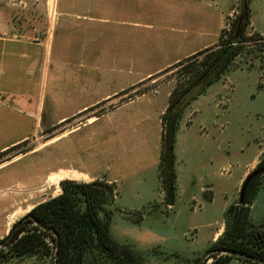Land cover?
<instances>
[{
  "label": "rangeland",
  "instance_id": "374dc122",
  "mask_svg": "<svg viewBox=\"0 0 264 264\" xmlns=\"http://www.w3.org/2000/svg\"><path fill=\"white\" fill-rule=\"evenodd\" d=\"M55 1L50 0L52 6L47 7L49 17L38 23L40 35L47 37L51 33L52 36L51 50L45 64V79L40 89L43 97L40 113L43 126L49 118L70 115L76 106L93 103L97 98L96 91H103L105 86L109 92H119L120 86H125L123 91L91 109L88 116H97L96 122L85 124L53 141L65 128L86 121L87 117H72L66 127L60 126L56 129L37 127L33 120V127L27 137L29 140L7 151H0V229L3 221L9 220V212L17 211L12 219L20 215L23 217L38 203L61 193L60 181L67 178L61 175L60 178H64H57L58 184L48 179L50 174L66 170L79 173L77 170L61 168L74 167L89 174L87 176L81 172L79 178H73L79 181L109 182V177L116 178L121 186L120 193L117 183H109L114 184L115 191L120 194L121 204H139L147 200L145 197L132 198L131 194L136 192L135 188L141 185L142 179L153 176L154 163L158 160L160 163L159 152H154L155 148L161 147L158 112L161 106L168 107L171 93L183 78L181 66L172 62L179 57L182 58L181 61H187L192 55L183 58L185 54L204 42L215 40L216 44L211 47L217 48L220 35L229 33L241 6V0H93L98 5L90 7L74 5V0H59L58 7H55ZM249 4L251 23L247 33L253 39L227 73L214 82L224 86V95L210 92L211 85L201 94L211 99L212 94H215L220 112L227 111L231 96H234L236 102L243 103L245 90L254 84L255 79L257 88L264 89V50L258 48L264 40L256 37L257 42L254 41V34L260 33V28L264 30V0H249ZM50 8L55 12L54 15ZM56 10L57 15L58 10L60 11V20L50 32V19L56 15ZM86 13L92 15V20L73 18L65 21L69 15ZM30 26L35 28L33 24ZM161 68L164 69L160 70ZM147 73L151 75L147 77ZM134 81V85H129ZM256 95L259 97L257 92ZM129 100L134 101L113 112L116 107ZM192 104L181 123H193L200 113V109L192 107ZM130 115L134 117L131 118ZM119 119H129L128 129L123 125H114V121L118 123ZM242 121L246 122L247 117L244 116ZM215 123L219 131L227 127L234 147L235 135L231 134L238 123H235L237 126L230 127L224 121ZM13 129L14 126L5 125L0 119V145L13 135ZM200 133L208 135L209 131L207 127L201 126ZM245 137H248L247 133L244 134ZM220 141L221 148L227 153L225 158H236L238 152L234 156L233 152L229 155L231 142L224 137ZM256 141L264 154V131L257 135ZM250 152L251 149H247L246 155ZM258 163L249 167L247 176L256 169ZM230 170L231 168H224L221 172L228 174ZM221 179L227 181L223 174ZM241 185L232 194L231 206L239 202ZM203 189V198L193 199L191 206L197 210L195 218L198 221L212 219V224L208 227L212 231L219 226L216 221L219 217L216 207L221 204L222 196L216 194L212 185L205 184ZM188 192H182V199L186 202ZM155 196L150 207L164 209L165 191L160 178ZM115 205L117 206V200ZM253 207L255 212L264 213V191ZM145 211L122 213L139 221L135 225L125 223L123 226L114 227L115 232L124 239L120 243L131 244L136 250L142 251L144 249L140 248V244L153 243L159 239L157 228L151 225L157 213L150 210L148 223H145L142 222ZM226 214L227 212L224 215L225 220ZM187 216L189 214L185 216L184 212H180L176 220L179 228L189 226L191 218L187 219ZM253 220L257 228L264 229V214L261 220ZM196 232L189 229L187 237L194 238L198 234ZM211 245L200 249L196 256L170 264H194ZM212 259L211 257L207 263ZM0 264H52V261L35 255L21 259L12 258Z\"/></svg>",
  "mask_w": 264,
  "mask_h": 264
},
{
  "label": "crops",
  "instance_id": "0c3cea01",
  "mask_svg": "<svg viewBox=\"0 0 264 264\" xmlns=\"http://www.w3.org/2000/svg\"><path fill=\"white\" fill-rule=\"evenodd\" d=\"M58 2L59 0L55 1V7H58ZM73 4L86 7L98 5L93 0H83V2L74 0ZM49 5L52 6L50 0H0V119L4 121L5 125L10 124V126H14L15 128L13 129L15 132L7 142L0 145L1 152L7 151L29 140L27 137L30 129L33 127V120L36 121L37 127L56 129L60 126L66 127L67 122L72 117L79 115H85L87 117L86 119L88 120L80 121L74 126L65 128V131L60 136L55 137L53 141L78 130L85 124L96 122L98 117L88 116V113L91 112L93 107H97L109 97L117 95L116 93L118 92L117 90L109 92L106 90L105 86L103 91L101 89L96 91L97 98L93 103L98 104H81L76 106L70 115L49 118L45 126H43V118H41L40 114L42 111L43 97L42 90L40 89H42L45 79V64L51 50L52 36L51 33L47 37L40 35L38 23L39 21H43L45 17H49V13H47V7ZM56 15L52 19H50L51 17L49 18L52 21L50 32H52V28L56 26L57 22L60 20L59 16L61 14L59 10L57 17ZM73 18L92 20V15L89 13L69 15V17H66L65 21ZM30 24L35 25V28L31 27ZM259 32L264 36V30L262 28H260ZM216 42L215 40L204 42L189 50L183 58L209 48L216 44ZM181 59L180 57L176 58L172 64L178 63ZM162 69L164 68L160 70ZM146 75L148 77L151 73H147ZM135 82L136 81L130 82L129 85H134ZM124 86V84L120 86L119 92L124 90ZM209 90H212L210 92L215 91V94L220 95L224 91V86L214 83ZM245 92V98L242 100L243 103H241V101L236 102L234 96H231L230 106L227 111L224 112L219 111L218 103L215 100V94H212V99L211 97L207 98L205 95H201L194 100L192 107H197V110L199 108L200 113L195 117L193 123L189 125L181 123L177 132L175 154L178 194L174 204H166L164 209H162V207L153 209L150 207L156 198L155 193L159 188L158 160L154 163L155 169L153 176H148L142 180L140 179L141 185L135 188L136 192L131 194L132 198L145 197L147 200L139 204H121V196L118 194L117 208L120 210V213L115 218L114 224H112V233L116 240L119 242L124 241V239L115 232L114 227H118V225L123 226L125 223L129 225L138 223L133 218L124 216L122 213L143 212L144 209L146 210V215H143L142 222L145 223H148L151 211L157 213L153 221H151V225L157 228V231L154 230L159 234V239L155 240V242L153 241V243L140 244V248L144 250L157 249L161 251V254L156 256L161 255L165 257L177 254L178 257L172 260L170 259V262L176 263L179 261L180 263L187 260L189 256H196L200 249L213 244L223 234L225 230L224 215L233 202V192L236 188L239 189L241 183L244 182L245 177H247L249 173V167H253L258 163L259 157L263 155V150L258 147L260 145L257 143L256 137L259 133L264 131V89L259 90L257 88V81L255 79L254 84H252L250 88H247ZM256 92L259 94V97L256 95ZM83 93L85 94L86 92L83 91ZM86 95H89V93ZM133 101L134 100H129L124 105L116 107L113 112L117 111L119 108L132 104ZM166 107L162 108L161 106L158 112L160 142L163 132L162 116L167 109ZM187 111L188 108L185 112ZM244 116L247 117V121L243 123L242 118ZM100 117H102V115H100ZM133 117L134 116H131V118ZM238 118L239 120H237ZM217 121H224L229 127L235 126L238 123V126L236 125L237 127L233 129L231 134L235 135L234 147V143L231 142L232 140L229 138L230 135L227 132V127H225L223 131H219L217 125H215ZM128 123L129 119H119L118 123L114 121V125L117 124L118 127L123 125V127L127 129L129 127ZM201 126L207 127L209 131L208 135L200 133ZM245 133L248 134V137L244 138ZM221 137L231 142L229 155L233 152L234 156L235 153L238 152L236 158L233 160H229L228 157L225 158L227 153L221 148ZM226 141L227 140H225V142ZM247 149H251L248 155H246ZM159 150H161V147L155 148L154 152L156 154V151L159 152L160 159ZM224 168H231L230 173H222L221 170ZM61 169L77 170L89 176L87 172L74 167ZM222 174L224 178L227 177V181L221 179ZM215 177L217 178L216 181L214 180ZM108 181L118 184L116 178L109 177ZM205 184L212 185L216 190V194L222 196L221 204L216 207V212L219 214L216 221L219 222V226L212 231L208 229L212 224V219L205 221L204 218L198 221V219L195 218L197 210L191 206L193 199L203 198V188ZM118 188L120 193V184H118ZM147 191L148 193H146ZM183 191H189L187 202L182 199ZM262 191H264V185L260 188L255 200L250 206L253 218L260 220L264 213L255 212L253 205L258 201V196ZM214 201L215 199L211 202ZM203 210L204 208L201 211L203 212ZM16 212L17 211L9 212L7 216L9 220L3 221L0 229V240L10 233L13 224L16 222L15 220H19V218L22 217V215H20L18 218L15 217L16 219H12ZM180 212H184L185 216L189 214L187 219L191 218V221L188 227H178L176 220ZM189 229L196 230L198 234H196L194 238L189 239V237H187ZM152 259L154 260V258ZM227 264L249 263L235 258L231 259Z\"/></svg>",
  "mask_w": 264,
  "mask_h": 264
},
{
  "label": "trees",
  "instance_id": "16d2710c",
  "mask_svg": "<svg viewBox=\"0 0 264 264\" xmlns=\"http://www.w3.org/2000/svg\"><path fill=\"white\" fill-rule=\"evenodd\" d=\"M250 23L249 0H241L240 13L233 20L229 33L220 35L217 48H206L187 61L178 62L183 78L171 93L162 117L159 178L167 205L174 204L178 192L175 146L185 111L227 73L249 45L253 39L247 33ZM254 35V41L257 42L256 37L264 40L260 33ZM258 48L264 50V43ZM256 168H264V154ZM263 178L264 172L254 176L246 188L243 203L238 202L227 211L225 231L210 249L231 248L264 257V229L256 227L250 208L264 185ZM60 187V194L38 203L13 224L10 239L0 250V263L35 255L51 259L55 246L56 264H170V259L178 257L177 254L156 256L161 251L136 250L131 244L115 239L112 224L120 210L115 205L118 194L114 184L67 178L60 181ZM211 257L212 261L204 264H227L234 258L261 264L229 254L215 253Z\"/></svg>",
  "mask_w": 264,
  "mask_h": 264
},
{
  "label": "water",
  "instance_id": "95a60500",
  "mask_svg": "<svg viewBox=\"0 0 264 264\" xmlns=\"http://www.w3.org/2000/svg\"><path fill=\"white\" fill-rule=\"evenodd\" d=\"M261 172H264V168H259V169L256 168L245 178V180L241 186V190H240V199H239L240 203H243V201H244L245 191H246V188H247L249 182L251 181V179ZM10 236L11 235L9 233L6 237V239L0 244V250H2L4 247H6V244H7L8 240L10 239ZM215 253L229 254V255L236 256L238 258L248 259V260H252V261L264 264V257H261L259 255H255V254H251L248 252L236 250V249H231V248H211V249L207 250L205 253H203L197 259V261L194 264H204L206 261H208L211 258V255H213ZM55 255H56V246L52 250V257H51L52 264H56Z\"/></svg>",
  "mask_w": 264,
  "mask_h": 264
},
{
  "label": "bare ground",
  "instance_id": "6f19581e",
  "mask_svg": "<svg viewBox=\"0 0 264 264\" xmlns=\"http://www.w3.org/2000/svg\"><path fill=\"white\" fill-rule=\"evenodd\" d=\"M79 173L74 172V171H67L66 170V172L64 171V172H60V173H52V174L49 175L48 179L50 181H52V182L54 181V182H57L59 184V181H57L56 179L57 178L58 179H63L64 177L60 178L61 175H65L66 178L73 179V178H79L81 176V172H79ZM28 207H29V205H28Z\"/></svg>",
  "mask_w": 264,
  "mask_h": 264
},
{
  "label": "built area",
  "instance_id": "2783aa9c",
  "mask_svg": "<svg viewBox=\"0 0 264 264\" xmlns=\"http://www.w3.org/2000/svg\"><path fill=\"white\" fill-rule=\"evenodd\" d=\"M50 11H51V12L53 13V15H54V13H55V12H54V11H52V8H50Z\"/></svg>",
  "mask_w": 264,
  "mask_h": 264
}]
</instances>
